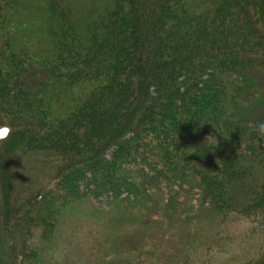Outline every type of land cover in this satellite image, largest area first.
I'll return each mask as SVG.
<instances>
[{
    "label": "trees",
    "instance_id": "trees-1",
    "mask_svg": "<svg viewBox=\"0 0 264 264\" xmlns=\"http://www.w3.org/2000/svg\"><path fill=\"white\" fill-rule=\"evenodd\" d=\"M260 121L264 0H0V264L187 263Z\"/></svg>",
    "mask_w": 264,
    "mask_h": 264
},
{
    "label": "rangeland",
    "instance_id": "rangeland-1",
    "mask_svg": "<svg viewBox=\"0 0 264 264\" xmlns=\"http://www.w3.org/2000/svg\"><path fill=\"white\" fill-rule=\"evenodd\" d=\"M99 200L111 199L104 193ZM103 222L106 221L102 220L101 227ZM171 225L169 233L178 235L176 227ZM192 243L190 260L185 264H261L264 262V210L246 216L233 215L212 230L203 227Z\"/></svg>",
    "mask_w": 264,
    "mask_h": 264
},
{
    "label": "clouds",
    "instance_id": "clouds-1",
    "mask_svg": "<svg viewBox=\"0 0 264 264\" xmlns=\"http://www.w3.org/2000/svg\"><path fill=\"white\" fill-rule=\"evenodd\" d=\"M257 138H264V121L257 122L255 126Z\"/></svg>",
    "mask_w": 264,
    "mask_h": 264
}]
</instances>
